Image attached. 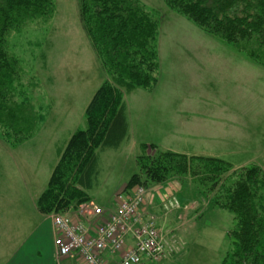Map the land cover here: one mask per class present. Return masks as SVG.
I'll use <instances>...</instances> for the list:
<instances>
[{
  "label": "rangeland",
  "instance_id": "obj_1",
  "mask_svg": "<svg viewBox=\"0 0 264 264\" xmlns=\"http://www.w3.org/2000/svg\"><path fill=\"white\" fill-rule=\"evenodd\" d=\"M139 2L159 19L157 50L159 45L161 81L151 93L140 89L124 91L126 137L117 148L95 149L93 170L88 178L83 175V183H88L82 191L98 206L111 208L117 192L138 172L136 158L143 154L142 145H156L162 149L167 145L184 149L182 146L188 145V151L201 150L199 139L192 140L180 132L170 137L164 132L159 111L178 108L183 117L177 118L196 121V115H200L196 108L205 106L215 110L220 84H211L210 79H262L257 86L256 99H246V93L242 91L243 106H253L252 112L246 111L242 115L246 118L250 114L249 122L241 125L243 121H240L241 131L225 125L229 129L224 146L219 144L214 148L215 143H209L215 152L222 154L221 160L231 164L234 170L257 166L264 176V130L260 131L264 127V68L256 65L257 70L251 71L249 64L243 62L250 60L213 36H206L209 40L196 38L204 32L191 20L168 8L165 0ZM54 3L51 20L32 22L21 31L11 32L7 38L9 50L18 59L20 67L11 90V103L16 111L20 109L14 120L32 129L28 139L35 135L32 143L44 152L49 149L52 152L53 148L61 146L70 131L86 128L83 108L98 86L108 79L80 22L78 0H54ZM201 57L205 61H201ZM221 89L228 96L232 94L227 81ZM222 101L228 110L235 109L228 98ZM37 107L44 108L43 115H36ZM191 111L193 118L188 114ZM256 118L263 119L262 124H256ZM41 125H45V129L38 132ZM4 133L0 128V140L12 143ZM24 146L15 153L17 157L25 150ZM184 180L186 182L179 185L189 200L188 209L182 206L170 208L169 202L176 193L167 184L161 189L165 190L168 199L158 205L159 211H155L156 204L153 203L154 211L149 213L158 227L162 224L159 220L162 212L164 229L175 230L178 239L175 249L172 248L173 254L159 264H221L233 248L230 232L236 229L234 215L208 205L212 193L208 194L203 185H195L188 177ZM85 205H82V214L87 210ZM192 207L198 208L197 211L193 212Z\"/></svg>",
  "mask_w": 264,
  "mask_h": 264
},
{
  "label": "trees",
  "instance_id": "obj_2",
  "mask_svg": "<svg viewBox=\"0 0 264 264\" xmlns=\"http://www.w3.org/2000/svg\"><path fill=\"white\" fill-rule=\"evenodd\" d=\"M165 4L264 68V0H165ZM78 11L108 79L85 109L86 128L72 134L36 200L37 210L44 215H77L82 205L93 202L82 191L88 183H83L82 177L88 178L93 170L95 149L117 148L126 137L124 91H151L159 80V19L154 12L138 0H78ZM54 12V0H0V128L12 145L27 140L32 129L14 120L20 109L16 111L11 103V90L20 67L7 38L32 22L51 20ZM142 149L143 154L136 158L138 172L119 193L129 196L137 187L148 190L191 178L212 193L208 205L230 212L236 220V229L230 232L232 251L221 264H264V176L259 167L234 170L231 164L213 157L161 151L154 145H142ZM115 206L114 202L111 208L98 207L106 211ZM149 213L145 210L143 218L158 230ZM167 243L164 258L174 252ZM161 261L144 260L142 264Z\"/></svg>",
  "mask_w": 264,
  "mask_h": 264
},
{
  "label": "crops",
  "instance_id": "obj_3",
  "mask_svg": "<svg viewBox=\"0 0 264 264\" xmlns=\"http://www.w3.org/2000/svg\"><path fill=\"white\" fill-rule=\"evenodd\" d=\"M206 36L208 35L201 33V35L196 38H206L205 40H209V37ZM157 56L159 62V45ZM200 59L201 61H205V58L203 57ZM243 62L244 64H249L248 66L251 71L257 70L256 64L246 61V59H244ZM210 80L211 84H220L215 98L217 103L215 110L208 109L205 106H201V109L196 108L197 111H200V115H196V121H192L189 118H187L188 120L185 118H177L183 117L178 108H173L174 110L162 109L159 111L161 116L159 121L165 126L163 128L164 132L170 134V137H173L175 133L180 132L187 134L188 137H192V140L199 139L201 141V150L188 151V145L182 146L184 149H176V147L169 145L163 147L162 149L154 145L157 149L160 148L163 151H170L186 156H202L221 159L222 154L215 152L209 142L215 143L216 146L214 148H218L219 144L224 146V140L229 129L228 127H225V125L241 131L240 121H243L241 122V125H246L247 122H249L250 114L246 118L242 115L246 111L252 112L253 106H243L242 91L246 93V99H256L258 91L257 86L262 83V79ZM160 81L161 79L158 80L154 89L159 86ZM224 81H227L231 85L232 94L230 96L221 92V85ZM133 91L134 90L128 92ZM95 92L87 100L83 108V113ZM145 92L151 93L152 91ZM225 98H228L229 102L235 106L233 111L228 110L227 104L222 101ZM42 109L44 110V108L37 107L35 109V113H37L36 115H43L44 113H42ZM125 109L127 110L126 105ZM191 109L193 110V108ZM188 114L190 115V118H193V111ZM255 120H257V118ZM257 121H255L256 124H262L263 119L261 121ZM175 127L178 129H175ZM42 129H45V125H41L38 132ZM262 130H264V127L260 129V131ZM74 131L76 130L67 133L64 136V142L62 145L58 148H53L54 150L52 152L50 149L48 152H44V149L38 150L39 146L34 142L32 143V139H34L35 135L13 147L9 145L11 142L0 140V264H84L83 261L76 255L72 257H56L53 246L55 232L53 230L51 216L41 214L36 208V200L46 188L51 173L57 164L62 151L64 150L65 144ZM25 144L26 146H24ZM23 146L25 147V150L23 151L24 154L18 153L20 156L17 157L15 153L22 150ZM190 149H192V147ZM193 149L195 148L193 147ZM167 184L171 186V190L175 191L174 193H176L177 196L175 195L174 200L178 203L179 207L182 206L183 209H188V205H190L188 203L189 200H186L187 197L186 194L182 192V187L177 182L171 181L162 186L158 185L147 190L146 204L148 205V210L143 208L144 212L146 210L147 213L148 211L152 213L154 211L155 204L158 206L162 205L163 202H166L165 200L168 199L167 193L161 188ZM91 203L96 204L95 202ZM156 205L155 211H159V206L157 207ZM99 206L103 209L107 208L101 205ZM197 209L198 208L192 207L191 210L195 212ZM161 214L159 220L162 221V224H158L160 226L157 228L166 238H168L167 242L169 247L175 249V245L178 244L175 230L170 231L168 229H164V219H161ZM71 218L73 221L82 219L81 216L76 214H72ZM178 218H181V216L178 215ZM105 259L109 262V264H112L116 257L106 255Z\"/></svg>",
  "mask_w": 264,
  "mask_h": 264
},
{
  "label": "built area",
  "instance_id": "obj_4",
  "mask_svg": "<svg viewBox=\"0 0 264 264\" xmlns=\"http://www.w3.org/2000/svg\"><path fill=\"white\" fill-rule=\"evenodd\" d=\"M146 193L143 187H137L129 196L117 192L114 197L116 206L112 210L104 211L89 203L82 214L81 206L77 215L82 219L77 221L67 214L50 215L56 257L76 255L84 264H109L106 255L116 257L112 264L161 261L167 245L162 233L153 227L151 221L143 218L144 211L140 207L146 205ZM169 206L179 208L174 199Z\"/></svg>",
  "mask_w": 264,
  "mask_h": 264
}]
</instances>
